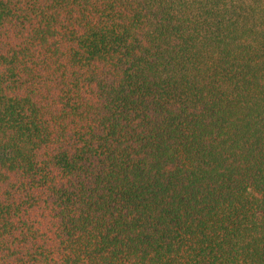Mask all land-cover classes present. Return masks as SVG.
<instances>
[{
	"label": "trees",
	"instance_id": "1",
	"mask_svg": "<svg viewBox=\"0 0 264 264\" xmlns=\"http://www.w3.org/2000/svg\"><path fill=\"white\" fill-rule=\"evenodd\" d=\"M0 264H264V0H0Z\"/></svg>",
	"mask_w": 264,
	"mask_h": 264
}]
</instances>
